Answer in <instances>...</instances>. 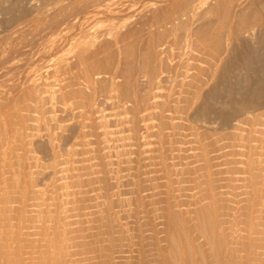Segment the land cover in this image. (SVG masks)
Listing matches in <instances>:
<instances>
[{
	"label": "rangeland",
	"instance_id": "374dc122",
	"mask_svg": "<svg viewBox=\"0 0 264 264\" xmlns=\"http://www.w3.org/2000/svg\"><path fill=\"white\" fill-rule=\"evenodd\" d=\"M0 109V264H264V0H0Z\"/></svg>",
	"mask_w": 264,
	"mask_h": 264
},
{
	"label": "bare ground",
	"instance_id": "6f19581e",
	"mask_svg": "<svg viewBox=\"0 0 264 264\" xmlns=\"http://www.w3.org/2000/svg\"><path fill=\"white\" fill-rule=\"evenodd\" d=\"M75 27V26H74ZM80 27V26H79ZM86 31V30H85ZM113 35V34H112ZM82 36V35H81ZM117 36V35H116ZM61 38V37H60ZM113 38V37H112ZM115 38V37H114ZM64 42V41H63ZM118 42V41H117ZM58 44V43H57ZM101 44H102V42H101ZM100 44V45H101ZM56 45V44H55ZM88 45V44H87ZM61 46V45H60ZM86 46V45H85ZM84 46V47H85ZM107 46V45H106ZM114 46V45H113ZM55 47V46H54ZM92 47V46H91ZM94 47V46H93ZM60 48V47H59ZM88 49V48H87ZM71 50V49H70ZM90 50V49H89ZM92 50V49H91ZM106 50V49H105ZM112 51V50H111ZM121 51V50H120ZM50 53V52H49ZM55 53V52H54ZM87 53V52H86ZM100 53V52H99ZM101 54V53H100ZM84 56V55H83ZM104 56H105V54H104ZM82 57V56H81ZM42 58V57H41ZM53 58V57H52ZM84 58V57H83ZM99 59V58H98ZM63 60V59H62ZM82 60V59H81ZM65 61V60H64ZM85 61V60H84ZM88 61V60H87ZM104 61V60H103ZM102 63V62H101ZM103 64V63H102ZM42 65H43V63H42ZM2 66V65H1ZM59 66V65H58ZM87 66V65H86ZM38 67V66H37ZM41 67V66H40ZM54 67V66H53ZM52 67V68H53ZM68 67V66H67ZM71 67V66H70ZM81 67V66H80ZM116 67V66H115ZM119 67V66H118ZM33 68V67H32ZM31 68V69H32ZM58 69H60V68H58ZM57 69V70H58ZM71 69V68H70ZM83 68H81V70H82ZM5 70V69H4ZM50 70V69H49ZM53 70H54V68H53ZM65 70V69H64ZM86 70V69H85ZM52 71V70H51ZM98 71V70H97ZM59 72V71H58ZM71 72V71H70ZM57 73V72H56ZM60 73V72H59ZM86 73V72H85ZM101 73V72H100ZM49 74V73H48ZM68 74V73H67ZM94 74V73H93ZM50 75V74H49ZM73 75H75V74H73ZM16 76V75H15ZM30 76V75H29ZM53 76H54V74H53ZM58 76V75H57ZM64 76V75H63ZM97 76V75H96ZM88 77V76H87ZM115 77V76H114ZM128 77V76H127ZM29 78V77H28ZM69 78V77H68ZM92 78V77H91ZM60 79V78H59ZM97 79V78H96ZM97 82V81H96ZM57 83V82H56ZM115 83V82H114ZM21 84V83H20ZM41 84V83H40ZM53 84V83H52ZM52 84H50V85H52ZM67 84V83H66ZM94 84V83H93ZM6 85V84H5ZM23 85H24V83H23ZM30 85V84H29ZM59 85V84H58ZM94 85H96V84H94ZM49 86V85H48ZM8 87V86H7ZM52 87H54L53 85H52ZM78 87V86H77ZM98 87V86H97ZM24 88V87H23ZM41 88V87H40ZM61 88H62V86H61ZM111 88V87H110ZM131 88V87H130ZM33 90V89H32ZM56 90V89H55ZM111 90V89H110ZM92 91V90H91ZM129 91V90H128ZM8 92V91H7ZM19 92V91H18ZM28 92V91H27ZM56 92V91H55ZM79 92V91H78ZM93 92V91H92ZM24 93V92H23ZM40 93V92H39ZM45 93V92H44ZM16 94V93H15ZM91 94V93H90ZM120 94V93H119ZM124 94V93H123ZM40 95V94H39ZM62 95V94H61ZM74 95V94H73ZM58 96V95H57ZM63 96V95H62ZM120 96V95H119ZM18 98V97H17ZM28 98V97H27ZM43 98V97H42ZM47 100L49 99V98H46ZM57 99V98H56ZM22 101V100H21ZM38 101H39V99H38ZM71 101V100H70ZM95 101V100H94ZM23 102V101H22ZM126 102V101H125ZM18 103V102H17ZM64 103V102H63ZM32 104V103H31ZM74 104V103H73ZM9 105V104H8ZM38 105V104H37ZM59 105H61V104H59ZM40 106V105H39ZM44 106V105H43ZM58 106V105H57ZM56 106V107H57ZM62 106V105H61ZM72 106V105H71ZM99 106V105H98ZM18 107H20V106H18ZM42 107V106H41ZM2 108V107H1ZM10 108V107H9ZM21 108V107H20ZM43 108V107H42ZM68 108V107H67ZM84 108H85V106H84ZM100 108V107H99ZM103 108V107H102ZM105 108V107H104ZM27 109V108H26ZM34 109V108H33ZM37 109V108H36ZM44 109V108H43ZM46 109V108H45ZM63 109V108H62ZM83 109V108H82ZM1 110V109H0ZM48 110V109H47ZM112 110V109H111ZM16 111H18V110H16ZM31 111V110H30ZM40 111V110H39ZM43 112H44V110H42ZM91 111V110H90ZM97 111V110H96ZM102 111V110H101ZM33 112V111H32ZM36 112H38V111H36ZM30 112H28V114H29ZM40 113V112H39ZM47 113V112H46ZM66 113V112H65ZM85 113V112H84ZM104 113V112H103ZM56 114V113H55ZM69 114V113H68ZM71 114H73V113H71ZM78 114V113H77ZM80 114V113H79ZM85 114H87V113H85ZM2 115V114H1ZM42 115H43V113H42ZM82 115V114H81ZM80 115V116H81ZM84 115V114H83ZM28 116V115H27ZM33 116V115H32ZM90 116H91V114H90ZM73 117H74V115H73ZM86 117H88V115L86 116ZM96 117V116H95ZM17 118V117H16ZM39 118V117H38ZM41 118V117H40ZM50 118V117H49ZM88 118H90V117H88ZM44 120H45V118H44ZM57 120H58V118H57ZM4 123V122H3ZM2 123V124H3ZM36 123V122H35ZM39 123V122H38ZM85 123V122H84ZM88 123V122H87ZM86 123V124H87ZM21 124V123H20ZM54 124V123H53ZM69 124V123H68ZM82 124V123H81ZM36 125V124H35ZM43 125V124H42ZM65 125V124H64ZM63 125V126H64ZM83 125V124H82ZM88 125V124H87ZM18 126V125H17ZM39 126H40V124H39ZM86 126V125H85ZM37 127V126H36ZM48 127V126H47ZM81 127V126H80ZM79 127V128H80ZM10 131V130H9ZM53 131V130H52ZM51 131V132H52ZM28 132V131H27ZM31 132H32V130H31ZM34 132V131H33ZM56 132V131H55ZM62 133V132H61ZM8 134V133H7ZM34 134V133H33ZM36 134V133H35ZM50 134V133H49ZM80 134V133H79ZM86 135V134H85ZM35 137V136H34ZM81 137V136H80ZM84 137V136H83ZM86 137V136H85ZM32 138V137H31ZM6 139V138H5ZM28 139V138H27ZM56 139H57V137H56ZM77 139V138H76ZM4 140V139H3ZM25 142H27V141H25ZM82 142V141H81ZM55 143V142H54ZM24 144V143H23ZM30 144V143H29ZM51 144V143H50ZM31 145V144H30ZM76 145H77V143H76ZM84 145V144H83ZM28 147H29V145H28ZM51 147V146H50ZM82 148V147H81ZM74 149H75V147H74ZM25 150V149H24ZM28 150V149H27ZM52 150V149H51ZM76 150V149H75ZM75 150H73V151H75ZM53 151V150H52ZM89 151V150H88ZM55 152V151H54ZM57 152V151H56ZM71 153V152H70ZM72 154V153H71ZM87 155V154H86ZM71 156V155H70ZM77 156V155H76ZM84 156V155H83ZM7 157V156H6ZM33 157V156H32ZM80 157H82V156H80ZM79 158V157H78ZM77 158V159H78ZM83 158V157H82ZM53 160V159H52ZM42 161V160H41ZM65 161V160H64ZM73 161V160H72ZM77 161V160H76ZM19 162V161H18ZM36 162H37V160H36ZM53 162V161H52ZM67 162V161H66ZM70 162V161H69ZM80 162V161H79ZM45 163V162H44ZM30 165V164H29ZM31 166V165H30ZM36 166H38V165H36ZM76 166V165H75ZM80 166V165H79ZM23 167V166H22ZM78 167V166H77ZM41 168V167H40ZM45 168H46V165H45ZM47 169V168H46ZM29 170V169H28ZM31 170V169H30ZM67 170V169H66ZM65 171V170H64ZM69 171V170H68ZM23 172V171H22ZM34 174V173H33ZM61 174V173H60ZM74 174V173H73ZM73 174H71V175H73ZM30 175H31V173H30ZM58 176V175H57ZM64 179V178H63ZM55 180V179H54ZM67 180V179H66ZM80 180V179H79ZM32 181H33V179H32ZM62 181V180H61ZM70 184V183H69ZM26 186V185H25ZM60 186V185H59ZM64 186V185H63ZM70 186V185H69ZM28 188V187H27ZM45 189V188H44ZM46 190V189H45ZM48 191V190H47ZM140 192V191H139ZM32 196V195H31ZM140 199V198H139ZM117 202V201H116ZM33 203V202H32ZM104 203V202H103ZM102 204V203H101ZM111 205V204H110ZM121 205V204H120ZM56 207V206H55ZM54 208V207H53ZM101 208V207H100ZM213 208V207H212ZM50 209V208H49ZM103 209V208H102ZM119 210V209H118ZM215 212V210L214 211H210V213L208 214H205L206 216L205 217H208V215H210V216H212V217H214L215 216V214H216V212ZM213 213V214H212ZM43 215V214H42ZM204 216V215H203ZM202 216V217H203ZM39 217V216H38ZM204 217V218H205ZM36 218V217H35ZM101 224V223H100ZM103 225V224H102ZM206 232L208 233V234H211V236L213 237V235H216V233L215 234H213L214 232V230H216V229H214V227H213V225H211V227L207 224L206 226ZM106 228V227H105ZM216 228V227H215ZM98 229V228H97ZM101 231V230H100ZM215 232H217V231H215ZM81 233V232H80ZM156 233V232H155ZM77 235V234H76ZM161 238V237H160ZM159 238V239H160ZM215 238L216 237H214V239L213 238H210V240L212 239V240H215ZM50 239V238H49ZM163 240V239H162ZM50 245V244H49ZM166 245V244H165ZM161 247V246H160ZM249 247H251V246H249ZM169 248V247H168ZM246 248H247V246H246ZM168 250V249H167ZM160 254V253H159ZM115 258V257H114ZM179 259V258H178ZM188 259V258H187ZM173 261V260H172ZM116 262V261H115ZM117 263V262H116ZM124 263V262H123ZM184 264V263H183Z\"/></svg>",
	"mask_w": 264,
	"mask_h": 264
}]
</instances>
